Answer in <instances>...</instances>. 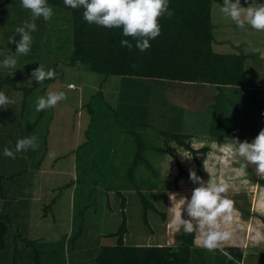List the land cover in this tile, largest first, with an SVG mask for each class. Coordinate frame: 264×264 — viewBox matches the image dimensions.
Here are the masks:
<instances>
[{
	"label": "rangeland",
	"instance_id": "374dc122",
	"mask_svg": "<svg viewBox=\"0 0 264 264\" xmlns=\"http://www.w3.org/2000/svg\"><path fill=\"white\" fill-rule=\"evenodd\" d=\"M220 7L222 6L219 4L213 5V19L217 25L215 38L218 42L222 41V44L214 45V50L220 53L240 51L248 56L245 74L249 78L248 82L252 81L250 84L253 85L254 91L244 96L245 103L241 102L244 100L243 96L233 98L238 99L243 111L248 112L251 107L249 112L253 118L259 115V112V119L264 113V87L258 88L264 80V32L255 31L247 25L245 29H239L223 17ZM52 8V21L58 19L61 25L60 23L67 19V14L61 9L57 11L56 7ZM29 19L30 12L21 6L20 0H12L10 5L0 10V61L15 53L16 44L8 43V40L14 37V40L18 41L20 37L15 29ZM36 24L38 25L37 22ZM61 28L52 24L37 28V31L31 33V51L26 56L17 57L16 69L0 68V77H6L8 82V86L4 85L2 91L14 101L8 107L20 110L21 104L24 103L23 120L19 118L17 111H11L9 108L5 110L7 114L2 111L1 117L8 121L20 119V125H17L18 128L12 130V133L8 130L12 123L6 124L8 128L5 129L9 135L16 137L14 139L36 136L39 142L36 151L30 149L29 156L23 155L25 161L28 158L31 160V164L12 163L7 167L10 173L21 175L11 183L5 178L1 181L2 189L6 190L7 186H18L21 191L28 188L26 192L34 198V203L26 215L25 225L21 229L28 238L37 241L41 249H57L61 252L65 260L55 259L54 264H92V249L115 245L118 238L109 234L115 233L123 220L126 226V233L122 238L124 245L175 246L176 236L184 231H177L171 223L175 214V200L179 201L181 197L190 200L192 190L199 186L189 179L190 171L196 173L192 158L189 155H180V159L183 158L181 164L185 175L178 179L173 187L171 180L178 171L172 158L169 155L148 157L155 165L154 170L159 172L160 179H169L171 188L162 191L158 186L159 188L147 190L146 185L140 184L139 194L127 176L134 138L126 131L132 125L127 124V128L121 131L120 124L115 126L114 116L106 106L113 109L120 78L92 74L80 65L70 66L66 56L71 50L70 31L66 28L64 32L62 29L65 28ZM39 64H43L45 70L53 69L56 73L55 79L37 83L31 73ZM11 84L18 89L14 90L9 86ZM69 84L73 86L72 89L68 88ZM59 91H63L67 98L38 118L37 98L46 97L49 92ZM254 92V104L249 105ZM89 106L95 110L93 114L87 112ZM191 124L187 122L185 128L192 127ZM89 128L87 135L86 130ZM196 130L191 144L207 145L210 148L207 156L202 159L201 174L196 175L205 183L208 180L229 183L227 197L234 201V207L239 206L250 214L245 217L235 207L233 223L228 226L233 232L232 239L220 247H242V264H264V189L251 183L249 176L241 175L237 171L245 161L234 155L233 140L208 137L202 134L197 126ZM94 135H100L104 141L98 144ZM143 137L146 140L148 137V142H153L154 147L165 148L177 155L174 152V144L169 143L164 136L147 131ZM16 141L13 142L16 144ZM105 142H110V145L107 146ZM247 166L257 176L264 178V174H257L255 165ZM82 172H87V175H83L81 183L78 184L76 180ZM134 175L135 179L143 176L148 179V183L155 181L150 172L141 165ZM160 179H157L158 182ZM142 198L150 204L146 210ZM84 205L89 206L81 214V218L77 210ZM44 206L48 211L46 217H41L40 208ZM182 218L189 219L184 210ZM81 219L83 234L75 244L76 248L67 255L63 238L65 235L68 238L72 231L74 234L77 232ZM195 243L202 246L199 229L196 230ZM85 249L90 253L85 252Z\"/></svg>",
	"mask_w": 264,
	"mask_h": 264
},
{
	"label": "trees",
	"instance_id": "16d2710c",
	"mask_svg": "<svg viewBox=\"0 0 264 264\" xmlns=\"http://www.w3.org/2000/svg\"><path fill=\"white\" fill-rule=\"evenodd\" d=\"M11 2L12 0H0V10ZM255 2L264 3V0H255ZM47 3L56 7L57 11L61 9L65 12L67 19L59 25L57 18L55 22L52 19L44 21L40 18L36 21L37 28L52 24L65 28V30L61 28L64 32L67 29L70 31L71 50L66 55L68 64L80 65L90 73L106 78L110 76L120 78L113 109L106 106L114 116L115 126L120 124L121 131L127 128V124L132 125L126 131L134 138L127 176L130 177L128 179L132 187L138 189L139 194L140 184L146 185L147 190L159 188L158 186L162 191L171 188L169 179H160L159 172L154 170L155 165L150 161V158L157 155H169L174 161L178 172L171 180L173 187L176 186L177 180L185 175L181 164L183 158L180 159V155L181 157L189 155L195 165L196 173L201 174L202 159L207 156L210 148L207 145L191 144L197 130L194 134H189L185 126L193 118H199L195 122L199 131L213 138L252 141L259 131L264 129V113L258 119L260 113L257 112L259 115H255L254 119L249 112L251 107L248 112L243 111L238 99L233 98L243 96L244 99L248 92L254 91L253 85L250 84L252 81L249 83V78L245 74L248 56L240 51L220 53L214 50V45L222 41L218 42L215 38L217 25L213 19V5L222 6L223 0H168L169 10L173 15L170 18L165 16L160 19V35L150 41L151 47L145 52H140L135 47V41L131 37L123 36L120 28L109 29L88 24L83 19L82 8L66 7L63 0H47ZM250 3L251 0H248V3L241 0L243 7ZM122 39L132 42L131 50L121 46ZM4 85L8 86L7 78L0 77V91ZM9 86L14 90L18 89L13 84ZM260 87H264V80L258 88ZM191 90L194 91L195 96L200 97L196 108L192 107L196 112L192 108L186 109V104H182L190 102ZM255 94L254 92L249 105L254 104ZM241 102L245 103V99ZM7 108L17 111L20 114L19 118H23L24 103L21 104L20 110L10 106ZM50 109L40 111L38 118ZM227 109H230L231 114H227ZM5 110L7 111L0 109V159L6 157L3 155L5 147L15 149L13 141L17 139H14L16 138L14 135H9L8 130L12 133V130L20 125L18 118L8 121L5 117H1L2 111L7 114ZM94 111L91 106L87 108L89 114H93ZM6 124H11L8 130L5 129ZM147 131L167 138L169 143L174 144V152L177 155L165 148L154 147L153 142H148V137L147 140L143 137ZM88 132L90 128L86 130L87 135ZM94 138L97 139L98 144L104 141L100 135H94ZM105 144L108 146L110 142ZM24 152V155L29 156V151H27L29 153ZM30 161L29 158L25 161L22 155L15 159L9 158L7 163L0 161V264H54L55 259L65 260L57 249L52 251L41 249L37 241L28 238L21 229L25 225L28 210L34 203L30 193L26 192L28 188L23 191L19 190L18 186L16 188L7 186L6 190L2 189V179L5 178L6 181L8 179L11 183L21 175L10 173L7 168L10 167L9 164L27 165L31 164ZM139 165L146 168L155 181L148 183V179L143 176L135 179L134 173ZM83 175H87V172L84 174L82 172L80 179L77 178L78 184L81 183ZM246 175L249 176L251 183L264 189V178L257 176L248 166ZM157 179L160 181L158 182ZM142 203L145 210L150 206L144 198ZM88 206L84 205L78 209V216L81 217ZM235 207L245 217L250 216L249 211L239 206ZM121 208L123 212L124 201L121 202ZM40 211L41 217H46L48 211L46 206L40 208ZM81 220L77 232L74 234L72 231L68 238L66 235L63 238L67 255L76 248L75 244L83 234V219ZM125 233L126 226L123 220L118 230L109 234L118 238L115 245L92 249V264H242L243 262L242 247L222 246L214 252H209L195 243L196 231L180 232L175 238V246L144 247L124 245L122 238ZM85 252L90 253L87 249Z\"/></svg>",
	"mask_w": 264,
	"mask_h": 264
},
{
	"label": "clouds",
	"instance_id": "9594fccd",
	"mask_svg": "<svg viewBox=\"0 0 264 264\" xmlns=\"http://www.w3.org/2000/svg\"><path fill=\"white\" fill-rule=\"evenodd\" d=\"M63 2L66 7L72 9L82 8L83 19L88 24L122 29L123 36L131 37L140 52L148 50L151 47L150 41L160 35V19L173 15L169 10L168 0H63ZM245 3H248V0H245ZM20 4L30 12V19L15 29L20 37L18 41L14 40V37L9 38L8 43L16 44V51L0 61V68L3 69H16L17 57L26 56L31 51L33 44L31 33L37 31L36 21L40 18L49 21L54 15L53 8L48 5L47 0H20ZM220 12L239 29H245L247 25L255 31L264 32V3L257 4L255 0H251L247 7H243L241 0L234 2L223 0ZM120 44L129 50L133 47L128 39H122ZM31 75L40 84L56 77L55 71L45 70L43 64H39ZM68 88L72 89L73 86L68 85ZM66 98L63 91L49 92L46 97L37 98L36 111L53 108ZM12 103L14 101L0 91V109H6ZM233 141L234 155L245 161L240 164L237 171L245 175L247 165L251 164L255 165L257 174H264V129L259 131L252 142ZM38 148L36 136L25 137L16 141L14 150L5 147L3 155L15 159L16 153L29 149L36 151ZM189 179L199 186L192 190L190 200L181 197L176 201L173 196L176 203L171 223L177 231L183 229L187 233H193L199 229L202 246L209 252H214L233 236L228 227L233 223L235 212L234 201L227 197L230 185L226 181L216 183L208 180L205 183L195 171L189 172ZM182 210L186 211L189 219L182 218Z\"/></svg>",
	"mask_w": 264,
	"mask_h": 264
},
{
	"label": "crops",
	"instance_id": "0c3cea01",
	"mask_svg": "<svg viewBox=\"0 0 264 264\" xmlns=\"http://www.w3.org/2000/svg\"><path fill=\"white\" fill-rule=\"evenodd\" d=\"M69 85H71V84H69ZM186 93L188 94V92L186 91ZM198 98H200L198 95H196L195 96V93H194V91L193 90H191V92H190V96H189V103H186V102H183L182 104L183 105H185V106H187V107H185L186 109H188V108H192L193 106H194V108H196V106H197V100H198ZM190 106V107H189ZM225 106H227V104H225ZM194 108H192L193 109V111H195L194 110ZM224 108V107H223ZM230 109H227V114L229 115V114H231V112L229 111ZM196 112V111H195ZM22 119V118H21ZM199 119V118H198ZM198 119H195V118H193L192 119V121H190L192 124V127H186L187 129V132L189 133V134H194V132L196 131V123L195 122H197V120ZM195 136L193 135V137H192V139L194 138ZM198 138V137H197ZM194 142V141H193ZM248 142V141H247ZM27 151H30V149L29 150H27ZM26 151V152H27ZM27 153H29V152H27ZM25 154V152L24 151H22V152H19V153H16L15 154V157H20L21 155L23 156ZM8 160H9V157H4V158H1L0 159V161L2 162H8ZM21 193V192H20ZM37 198V197H36ZM33 200H34V198H33Z\"/></svg>",
	"mask_w": 264,
	"mask_h": 264
}]
</instances>
